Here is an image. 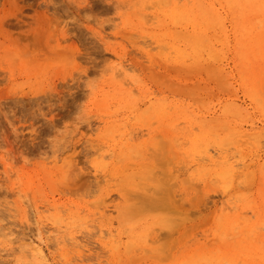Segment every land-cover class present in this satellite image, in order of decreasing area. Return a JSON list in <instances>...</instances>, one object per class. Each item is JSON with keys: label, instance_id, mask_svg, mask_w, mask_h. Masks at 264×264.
I'll use <instances>...</instances> for the list:
<instances>
[{"label": "rangeland", "instance_id": "rangeland-1", "mask_svg": "<svg viewBox=\"0 0 264 264\" xmlns=\"http://www.w3.org/2000/svg\"><path fill=\"white\" fill-rule=\"evenodd\" d=\"M0 264H264V0H0Z\"/></svg>", "mask_w": 264, "mask_h": 264}, {"label": "bare ground", "instance_id": "bare-ground-1", "mask_svg": "<svg viewBox=\"0 0 264 264\" xmlns=\"http://www.w3.org/2000/svg\"><path fill=\"white\" fill-rule=\"evenodd\" d=\"M10 25V24H9ZM147 200V199H146ZM155 207H159V205L155 206ZM160 208H164V207H160Z\"/></svg>", "mask_w": 264, "mask_h": 264}]
</instances>
